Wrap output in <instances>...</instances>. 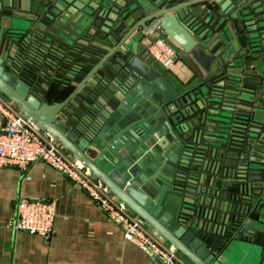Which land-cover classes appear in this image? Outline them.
Wrapping results in <instances>:
<instances>
[{"label": "water", "instance_id": "obj_1", "mask_svg": "<svg viewBox=\"0 0 264 264\" xmlns=\"http://www.w3.org/2000/svg\"><path fill=\"white\" fill-rule=\"evenodd\" d=\"M0 92L193 264H264V0H0Z\"/></svg>", "mask_w": 264, "mask_h": 264}, {"label": "crops", "instance_id": "obj_2", "mask_svg": "<svg viewBox=\"0 0 264 264\" xmlns=\"http://www.w3.org/2000/svg\"><path fill=\"white\" fill-rule=\"evenodd\" d=\"M157 65L173 85L185 87L197 77L189 62L179 56L170 70ZM60 89V85L52 84L48 100L61 97ZM2 125L0 118V128ZM21 197L56 201L54 232L48 242L40 235L11 226ZM0 264L158 263L152 262L139 246L127 241L123 229L83 189L39 162L27 172L18 167H0Z\"/></svg>", "mask_w": 264, "mask_h": 264}, {"label": "built area", "instance_id": "obj_3", "mask_svg": "<svg viewBox=\"0 0 264 264\" xmlns=\"http://www.w3.org/2000/svg\"><path fill=\"white\" fill-rule=\"evenodd\" d=\"M150 35L156 36L149 46L150 55L162 68L170 70L178 59L176 50L159 24ZM0 118L3 121L0 128V167H18L27 172L36 163L47 164L83 189L123 229L125 239L148 253L152 262L189 264L174 246L144 227L128 206L116 198L89 169L67 154L59 143L1 92ZM56 207L53 199L43 201L21 197L11 226L15 230L40 235L48 242L54 232Z\"/></svg>", "mask_w": 264, "mask_h": 264}]
</instances>
